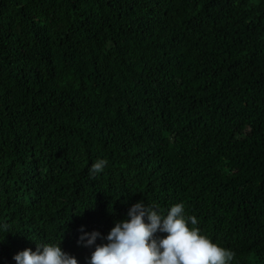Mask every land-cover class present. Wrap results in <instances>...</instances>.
Listing matches in <instances>:
<instances>
[{"label":"trees","instance_id":"16d2710c","mask_svg":"<svg viewBox=\"0 0 264 264\" xmlns=\"http://www.w3.org/2000/svg\"><path fill=\"white\" fill-rule=\"evenodd\" d=\"M137 201L264 264V0H0V264Z\"/></svg>","mask_w":264,"mask_h":264},{"label":"clouds","instance_id":"9594fccd","mask_svg":"<svg viewBox=\"0 0 264 264\" xmlns=\"http://www.w3.org/2000/svg\"><path fill=\"white\" fill-rule=\"evenodd\" d=\"M107 164L98 159L90 174L102 173ZM197 224L196 217L185 214L183 203L170 206L165 213L137 201L106 234L86 231L81 225L77 244L93 249L86 264H231L233 251L201 234ZM0 232L5 233L2 242L10 232L6 225H0ZM61 240L62 236L58 243H35V250L19 251L13 260L15 264H79L74 255L62 250Z\"/></svg>","mask_w":264,"mask_h":264}]
</instances>
